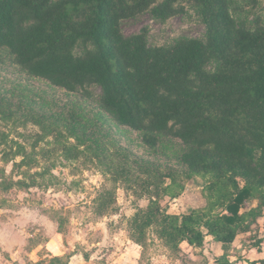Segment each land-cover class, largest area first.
Returning a JSON list of instances; mask_svg holds the SVG:
<instances>
[{"label": "trees", "instance_id": "16d2710c", "mask_svg": "<svg viewBox=\"0 0 264 264\" xmlns=\"http://www.w3.org/2000/svg\"><path fill=\"white\" fill-rule=\"evenodd\" d=\"M230 1L0 0V63L69 93L99 85L100 106L115 123L137 132L151 149L162 138L178 140L184 146L179 164L211 175L209 189L219 191L218 199L189 213H168L159 201L163 194L177 197L180 184L153 190L128 221L129 238L141 247L150 228L172 253L183 241L203 248L207 236L228 245L242 234L255 240L253 246L262 244L252 231L264 218V23L254 30L238 25ZM185 5L206 25L204 40L151 47L144 31L121 30L123 20L146 10L166 19ZM80 41L92 49L75 55ZM211 59L216 67L208 71ZM58 150L43 149L40 158L49 160ZM251 199L256 206L247 209ZM96 201L95 214L105 215L115 188ZM217 262L230 264L222 256Z\"/></svg>", "mask_w": 264, "mask_h": 264}, {"label": "rangeland", "instance_id": "374dc122", "mask_svg": "<svg viewBox=\"0 0 264 264\" xmlns=\"http://www.w3.org/2000/svg\"><path fill=\"white\" fill-rule=\"evenodd\" d=\"M229 11L250 30L264 23V0H231ZM121 30L125 35L144 31L153 47L204 40L207 29L185 5L183 13L166 19L146 10L123 20ZM88 49L91 44L80 41L73 53ZM205 67L213 71L216 64L211 59ZM101 94L96 84L69 93L28 78L8 61L0 63V264H62L75 254L74 264H218V256L241 264L242 252L264 248V218L252 231L263 240L259 247L247 235L228 245L209 236L203 248L182 242L180 251L172 253L153 228L147 230L144 247L133 243L128 221L147 206L157 186L180 184L177 197L163 194L159 200L174 214L205 207L218 199L219 191L209 189L211 175L192 174L179 164L184 146L178 140L165 137L151 149L137 132L115 123L100 106ZM55 146L59 150L49 160L40 158L43 149ZM113 176L118 177L115 185ZM113 188L115 203L97 216L96 198ZM256 202L247 201L246 208ZM253 255L249 258L256 262Z\"/></svg>", "mask_w": 264, "mask_h": 264}, {"label": "crops", "instance_id": "0c3cea01", "mask_svg": "<svg viewBox=\"0 0 264 264\" xmlns=\"http://www.w3.org/2000/svg\"><path fill=\"white\" fill-rule=\"evenodd\" d=\"M211 237V236H210ZM209 236H207L206 237V243L205 244H207V245H209L210 244V242H211V238H210ZM212 240H213V238H212ZM215 241V240H214ZM183 242H185V241H183ZM215 242H217V241H215ZM186 244H187V242H185ZM188 245V244H187ZM190 246V245H189ZM239 250H241V247H239L238 249H237V251H239ZM238 253H240V252H238ZM252 253L254 254L253 255V257H255L254 259H256V260H254V261H256V262H251V260H250V258H249V256H251L252 255ZM241 255H244V256H241L242 257V259L244 260L241 264H249V263H247V262H251L252 264H264V248H262L261 250L260 249H257V248H255V247H252L251 249H249L247 252H246V254H244L243 252L241 253ZM79 255H74V256H72L71 258H70V261H68V263L67 264H74L75 263V261H74V259H76L77 257H78ZM218 257H221V256H218ZM244 258H246V259H244ZM247 259H249V260H247Z\"/></svg>", "mask_w": 264, "mask_h": 264}]
</instances>
